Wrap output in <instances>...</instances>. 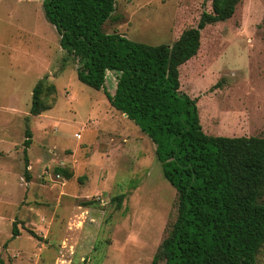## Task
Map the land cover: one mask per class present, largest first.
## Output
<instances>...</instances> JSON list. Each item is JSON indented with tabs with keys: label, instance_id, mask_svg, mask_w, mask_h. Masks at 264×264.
Segmentation results:
<instances>
[{
	"label": "rangeland",
	"instance_id": "obj_1",
	"mask_svg": "<svg viewBox=\"0 0 264 264\" xmlns=\"http://www.w3.org/2000/svg\"><path fill=\"white\" fill-rule=\"evenodd\" d=\"M203 11H211L210 1L115 0L102 29L171 46ZM78 66L60 48L42 0H0L2 264H152L176 220L177 193L154 144L102 89L77 80ZM118 75L106 72L111 95ZM37 83L43 111L32 115ZM179 83L196 101L206 135L264 137V0H240L230 19L205 27L197 55L179 68ZM26 124L32 139L25 169ZM255 258L264 264V244Z\"/></svg>",
	"mask_w": 264,
	"mask_h": 264
},
{
	"label": "trees",
	"instance_id": "obj_2",
	"mask_svg": "<svg viewBox=\"0 0 264 264\" xmlns=\"http://www.w3.org/2000/svg\"><path fill=\"white\" fill-rule=\"evenodd\" d=\"M205 1L211 11H203L194 27L183 30L171 46H152L103 32L115 0H42L60 48L79 61L77 80L102 89L110 106L150 139L163 177L177 193L176 220L152 264H256L264 244V203L258 202L264 187V137L206 135L196 101L180 91L179 68L197 55L201 31L230 19L240 2ZM108 71L119 73L113 95L104 88ZM47 90L55 91L53 86ZM42 93L43 84L37 83L30 114L43 111ZM24 134L26 169L32 139L27 124ZM121 199L116 197L118 204ZM17 233L14 226L12 238Z\"/></svg>",
	"mask_w": 264,
	"mask_h": 264
},
{
	"label": "water",
	"instance_id": "obj_3",
	"mask_svg": "<svg viewBox=\"0 0 264 264\" xmlns=\"http://www.w3.org/2000/svg\"><path fill=\"white\" fill-rule=\"evenodd\" d=\"M124 116H126V115L124 114Z\"/></svg>",
	"mask_w": 264,
	"mask_h": 264
}]
</instances>
